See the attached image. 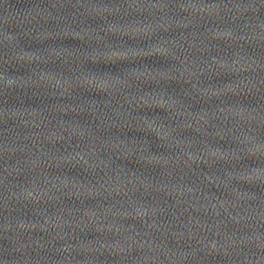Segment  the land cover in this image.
Masks as SVG:
<instances>
[{"label": "water", "instance_id": "1", "mask_svg": "<svg viewBox=\"0 0 264 264\" xmlns=\"http://www.w3.org/2000/svg\"><path fill=\"white\" fill-rule=\"evenodd\" d=\"M0 195L161 264H264V0H0Z\"/></svg>", "mask_w": 264, "mask_h": 264}]
</instances>
